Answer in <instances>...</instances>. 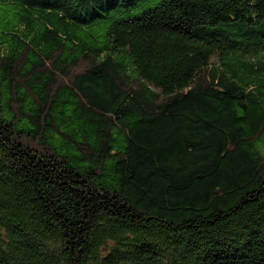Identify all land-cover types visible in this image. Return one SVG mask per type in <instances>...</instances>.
<instances>
[{"label":"trees","instance_id":"obj_1","mask_svg":"<svg viewBox=\"0 0 264 264\" xmlns=\"http://www.w3.org/2000/svg\"><path fill=\"white\" fill-rule=\"evenodd\" d=\"M0 264H264V0H0Z\"/></svg>","mask_w":264,"mask_h":264}]
</instances>
